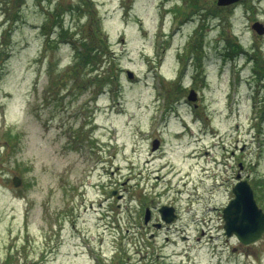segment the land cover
<instances>
[{
	"label": "rangeland",
	"instance_id": "obj_1",
	"mask_svg": "<svg viewBox=\"0 0 264 264\" xmlns=\"http://www.w3.org/2000/svg\"><path fill=\"white\" fill-rule=\"evenodd\" d=\"M199 4L0 0V264L212 262L194 219L220 211L236 170L264 178V0ZM97 20L115 70L105 86L104 66L69 74ZM233 38L247 51L229 55ZM144 201L183 219L153 241L136 226ZM253 250L243 264H264V238Z\"/></svg>",
	"mask_w": 264,
	"mask_h": 264
},
{
	"label": "flooded vegetation",
	"instance_id": "obj_2",
	"mask_svg": "<svg viewBox=\"0 0 264 264\" xmlns=\"http://www.w3.org/2000/svg\"><path fill=\"white\" fill-rule=\"evenodd\" d=\"M237 153L238 147L235 146V149L231 150L229 157L236 158ZM239 163L240 160L237 161L238 165ZM228 165L234 166V164L230 162H228ZM240 174L243 175V172L236 170V173L232 178L233 181L230 185L231 196L228 201L234 196L233 187L238 181L237 176H239ZM228 201L221 207L220 211H218L215 216L194 219V222L197 221V223L195 222L194 225L199 226V234L197 239H201V236L206 237L205 241L211 249L210 257L212 259V262L209 264H243V257L245 255L253 257L257 256V252L253 250L254 245L258 244L261 239L264 238L263 235V237L257 242L245 243L241 239H239L236 234H232L230 236L227 235L225 229L226 220L224 208L227 205ZM164 204L173 206L174 211L170 214L165 213L164 215V213L161 211V207ZM141 208L144 211L139 213L136 226L139 227V229L148 232L150 239L153 241H156L159 234H161L164 230H170L171 228L177 226V222L183 219L178 206L171 202L155 205L144 201ZM168 218H171V220H167ZM184 225L188 226L189 224L184 223ZM167 239H169V237H167ZM115 255H117V253ZM260 257L264 258V253ZM103 260H110L111 263L117 261L115 257H112L111 259L103 257Z\"/></svg>",
	"mask_w": 264,
	"mask_h": 264
},
{
	"label": "trees",
	"instance_id": "obj_3",
	"mask_svg": "<svg viewBox=\"0 0 264 264\" xmlns=\"http://www.w3.org/2000/svg\"><path fill=\"white\" fill-rule=\"evenodd\" d=\"M200 1L201 0H189V2L192 3V7H194L195 10H199L201 8V5L199 4ZM212 10H213V13L215 12V14H217V13H220L221 7H215ZM96 28L98 29L97 31L95 30V35L93 33V37H92V32L88 31L87 33L83 32L84 33L83 36L80 38H77L78 39L77 50H76L77 56H76L75 62L72 64V73H69V74L74 75L76 77L77 76L76 74H79V70L77 69H78V66L80 65L88 69L89 73L93 74V72L97 71V74H96L97 77L101 75L102 72L104 71L105 74H107L106 77H104L103 79L105 80L103 86H105L115 80V70L114 69L111 70L112 72L108 71L109 69H106L107 65L106 63H104V61H106L104 59L105 54H110L111 51L110 49H107L109 48V45L108 43L106 44L105 34L102 32V28L100 26L99 20H97ZM67 33H68V30L63 29V31L59 35V38H64L67 35ZM202 35L203 33L199 32L198 37H194L196 42L192 44L193 49L198 51L199 53L202 52V46H203V39L201 38ZM229 42H230L229 45L231 48V50L229 51V55H237L242 52H246L244 45L240 41L236 40L235 38L230 39ZM262 60L263 61L261 60L260 61L263 63L259 64L258 68H259V71L262 73V75H264V59ZM102 66H104L102 68L104 69L103 71L100 70ZM112 67L113 65L111 66V69ZM101 81L102 79L100 80V82ZM19 138H20L19 134L16 131H12L11 129H7L5 131V139L12 146H15L19 142L20 140ZM252 184L256 191V195H257L256 197L257 198L261 197L264 191V178L255 179L254 181H252Z\"/></svg>",
	"mask_w": 264,
	"mask_h": 264
},
{
	"label": "water",
	"instance_id": "obj_4",
	"mask_svg": "<svg viewBox=\"0 0 264 264\" xmlns=\"http://www.w3.org/2000/svg\"><path fill=\"white\" fill-rule=\"evenodd\" d=\"M237 1L239 0H217V4L229 5ZM253 27L259 33H263L264 31V26L259 21H256ZM132 75V73H129L130 77ZM188 98L190 100L197 99L195 89L190 90ZM158 147L159 140L155 139L153 141V149ZM13 182L16 186H19L22 178L15 175ZM233 193L234 197L224 208L227 235L236 234L245 243H251L261 239L264 234V211L256 201L254 190L249 180L247 178L239 180L233 187ZM173 209L174 207L167 205L161 207L164 215L165 213H172L174 211ZM167 220H171V218Z\"/></svg>",
	"mask_w": 264,
	"mask_h": 264
}]
</instances>
